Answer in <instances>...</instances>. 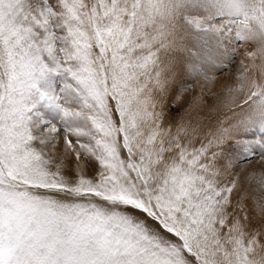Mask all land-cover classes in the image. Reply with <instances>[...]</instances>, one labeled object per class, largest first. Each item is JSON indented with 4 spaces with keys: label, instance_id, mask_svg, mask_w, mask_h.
I'll return each mask as SVG.
<instances>
[{
    "label": "snow or ice",
    "instance_id": "obj_1",
    "mask_svg": "<svg viewBox=\"0 0 264 264\" xmlns=\"http://www.w3.org/2000/svg\"><path fill=\"white\" fill-rule=\"evenodd\" d=\"M0 264H264V0H0Z\"/></svg>",
    "mask_w": 264,
    "mask_h": 264
}]
</instances>
